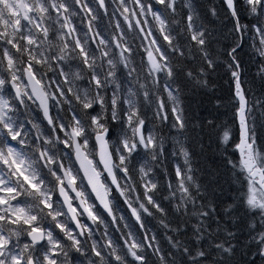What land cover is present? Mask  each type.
I'll use <instances>...</instances> for the list:
<instances>
[{"label":"snow or ice","instance_id":"6c2138e0","mask_svg":"<svg viewBox=\"0 0 264 264\" xmlns=\"http://www.w3.org/2000/svg\"><path fill=\"white\" fill-rule=\"evenodd\" d=\"M0 264H264V0H0Z\"/></svg>","mask_w":264,"mask_h":264}]
</instances>
